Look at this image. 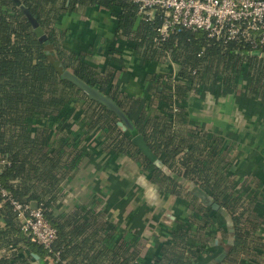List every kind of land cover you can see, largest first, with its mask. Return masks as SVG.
<instances>
[{
    "label": "trees",
    "instance_id": "1",
    "mask_svg": "<svg viewBox=\"0 0 264 264\" xmlns=\"http://www.w3.org/2000/svg\"><path fill=\"white\" fill-rule=\"evenodd\" d=\"M21 1L37 16L41 33L13 0H0V158L7 159L0 172V264L49 261L48 250L22 230L10 198L39 203L57 231V264H135L139 259L137 242L128 240L119 225L102 222L101 211L64 203L65 183L81 167L85 140L95 131L103 133L105 150L132 159L149 171L152 182L193 206L189 219L178 223L163 248L170 253L169 264L199 263L209 251L208 238L215 235L217 214L224 239L231 237L232 245L225 260L213 256L209 264H264V239L258 232L264 221V192L256 189L262 182L245 181L239 188L232 173V143L187 126L193 94L241 92L250 99L264 98V58L244 53L234 42L210 39L205 31L179 28L161 39L162 13L146 20L139 4L130 0ZM94 6L115 18L112 38L73 43L61 21ZM41 34L47 35L45 41H40ZM101 45L105 56L96 66L87 58ZM125 50L143 66L169 58L175 64L174 70L145 76L143 84L153 94L149 105L158 102L156 114L146 110L148 101L129 95L115 80ZM66 70L113 100L173 175L167 176L139 150L114 111L64 77ZM76 124L82 129L76 130ZM181 180L207 191L228 218L212 208L206 193L186 191Z\"/></svg>",
    "mask_w": 264,
    "mask_h": 264
},
{
    "label": "crops",
    "instance_id": "2",
    "mask_svg": "<svg viewBox=\"0 0 264 264\" xmlns=\"http://www.w3.org/2000/svg\"><path fill=\"white\" fill-rule=\"evenodd\" d=\"M61 22L63 28L70 30L69 38L73 43H86L97 37L111 39L116 26L110 12L99 6L81 8L76 13L65 15ZM104 56L101 45L87 59L98 66L102 64ZM118 61L116 82L129 95L148 101L146 110L152 115L156 114L158 102L149 105L153 94L148 91V85L143 84L145 76L164 71L165 68L174 70L173 61L167 59L165 63L151 62L143 66L130 50H125ZM187 105V126L232 143V173L239 182L238 187L242 189L245 181L255 185L254 181L259 180L262 184L256 188L257 193L264 192V98L250 99L241 92L226 95L207 93L202 97L193 94ZM74 127L80 130L83 125L76 124ZM103 140L100 131L92 132L86 138V156L81 167L65 183V205L92 206L103 213L102 222L119 225L128 240L137 242L135 247L139 259L135 264H169L170 253L165 254L163 248L169 243L171 231L178 223L189 219L193 206H188V202H183L185 199L180 200L158 183L152 182L149 171L143 170L132 159L109 153L103 146ZM160 161L162 165L158 167L163 171L166 165ZM170 172L164 173L172 176L171 169ZM186 183V191H195V186ZM203 192L209 194L205 190ZM219 213L224 215L221 211ZM216 217L215 235L209 237V241L205 239L209 243V251L198 258V264H209L223 251L227 254L232 245L231 237L224 239L223 228L220 227L223 221L218 214ZM230 223L229 220V226ZM0 224L3 222L0 221ZM207 232L210 234V231ZM258 232L264 239V221ZM224 264L230 263L226 261Z\"/></svg>",
    "mask_w": 264,
    "mask_h": 264
},
{
    "label": "built area",
    "instance_id": "3",
    "mask_svg": "<svg viewBox=\"0 0 264 264\" xmlns=\"http://www.w3.org/2000/svg\"><path fill=\"white\" fill-rule=\"evenodd\" d=\"M130 1L139 4L146 20L162 13L158 29L161 39H166L176 29L185 28L194 32L205 31L210 39L222 43L234 42L244 53L264 52V0ZM6 163V158H0V172ZM1 194L8 196L5 189H1ZM10 202L21 221L22 230L48 250V264H57L60 253L54 252L53 247L57 231L42 209H33L31 203H21L13 198Z\"/></svg>",
    "mask_w": 264,
    "mask_h": 264
},
{
    "label": "water",
    "instance_id": "4",
    "mask_svg": "<svg viewBox=\"0 0 264 264\" xmlns=\"http://www.w3.org/2000/svg\"><path fill=\"white\" fill-rule=\"evenodd\" d=\"M17 6L20 7V9L24 12L26 17L28 18L29 22L33 26L35 30H37L39 33H41L40 29V22L35 14H33L28 7H26L21 0H13ZM47 39L46 34H41L40 41H45ZM254 56L262 57L264 58V52L261 51H254L252 53ZM64 77L69 78L74 83H76L79 87H81L85 92H87L92 98L104 103L110 110L114 111L120 120L118 121V125L122 128V130H130L133 137L132 142L139 148V150L153 163L157 165H162L158 155L151 149L149 146L147 140L145 139V136L141 133H137L134 124L131 122V120L127 117L125 112L108 96L103 94L98 88L90 86L88 83L83 81L81 78H79L77 75H75L72 71L66 70L63 73ZM163 171L166 174H171L170 169L167 166L163 167ZM196 192H198L199 196H204V192L199 190L198 188L195 189ZM208 202H213V200L208 198ZM31 206L33 209L39 208V203L37 201H32ZM212 208L217 211H221L226 218H228L227 212H225L223 209L220 208V205L218 203H212ZM226 256L225 252H222L216 260L218 262H221L223 258ZM34 257L36 260L39 261V255L34 254Z\"/></svg>",
    "mask_w": 264,
    "mask_h": 264
},
{
    "label": "rangeland",
    "instance_id": "5",
    "mask_svg": "<svg viewBox=\"0 0 264 264\" xmlns=\"http://www.w3.org/2000/svg\"><path fill=\"white\" fill-rule=\"evenodd\" d=\"M185 183V185L187 184L185 181H183ZM224 216V215H223ZM231 244V243H230ZM230 244L227 246V250L229 249L230 247ZM224 252V251H223ZM35 264H38L37 262Z\"/></svg>",
    "mask_w": 264,
    "mask_h": 264
}]
</instances>
